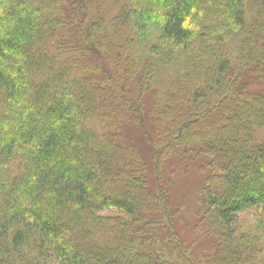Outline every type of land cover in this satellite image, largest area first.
<instances>
[{
	"label": "trees",
	"instance_id": "trees-1",
	"mask_svg": "<svg viewBox=\"0 0 264 264\" xmlns=\"http://www.w3.org/2000/svg\"><path fill=\"white\" fill-rule=\"evenodd\" d=\"M0 264H264V0H0Z\"/></svg>",
	"mask_w": 264,
	"mask_h": 264
},
{
	"label": "rangeland",
	"instance_id": "rangeland-1",
	"mask_svg": "<svg viewBox=\"0 0 264 264\" xmlns=\"http://www.w3.org/2000/svg\"><path fill=\"white\" fill-rule=\"evenodd\" d=\"M161 25H162V21L161 20H157V21H155V22H153L151 24L150 28L152 30H156V29L160 28ZM126 78L130 79L129 77H126ZM131 89H132V91L134 93H136V91L133 88H131ZM137 94H139V96H141L142 92L140 91V93H139V91H138ZM139 96H138V98H139ZM145 98H146V96H144V102H145ZM147 101H148V102H146L147 106H150V105L152 106L153 102H154V99H153V97H148ZM126 130H127L126 132L128 134L134 132V129L128 128ZM176 159L177 160L174 162V166H173L175 169H173L171 171L168 168V171L170 173H172L173 171H177L176 170L177 168H180L178 171L181 172L182 175L178 179V185H179L178 194H179V197H182V196L184 197V204H183V206H180V202H179V203H177V207H180L181 213H182L183 217H185V224L187 226H191L193 228L196 225L195 221H196V218H197V206L195 204L196 194L194 192L195 191V187L192 186L195 183V181H196V178H195V174L196 173H193L194 170L188 172V170H186L185 167H184V165H187V164H185L179 158H176ZM187 173H188V175H187ZM176 176H177V174H175L173 176V178L177 180L178 177H176ZM196 176H197V174H196ZM198 184L199 183H198V180H197L196 181V186H197L198 189H200ZM191 191H192V193H191ZM184 194H185V196H184ZM108 212H110V210L106 211L105 213H108ZM257 215H258V211H255V210H250V211L245 212L242 215H240L238 223H237V229L239 231L240 230L244 231L247 228L253 227L252 225H255L256 224V220L258 219Z\"/></svg>",
	"mask_w": 264,
	"mask_h": 264
}]
</instances>
